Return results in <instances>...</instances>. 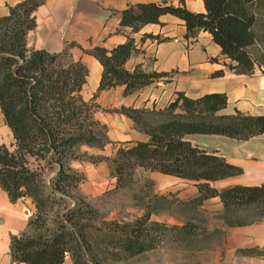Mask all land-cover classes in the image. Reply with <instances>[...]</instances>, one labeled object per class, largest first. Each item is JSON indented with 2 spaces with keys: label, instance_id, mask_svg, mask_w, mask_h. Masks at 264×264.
Instances as JSON below:
<instances>
[{
  "label": "trees",
  "instance_id": "obj_1",
  "mask_svg": "<svg viewBox=\"0 0 264 264\" xmlns=\"http://www.w3.org/2000/svg\"><path fill=\"white\" fill-rule=\"evenodd\" d=\"M255 1L204 0L206 11L189 9L185 0L137 2L121 10L120 24L137 31L146 23L160 22L162 14L172 13L185 20L188 37L196 36L200 29L209 30L223 51L236 61L231 67L251 72L254 59L247 47L256 41ZM44 2L21 0L0 15V105L16 138L13 149L0 144V185L11 199L31 196L37 207L27 229L12 235L13 257L25 264H65L66 255L71 254L76 264H87L85 255L89 250H104L124 258L157 246L160 232L189 229L187 225L152 220V211L148 210L134 220L107 222V229L99 238L89 227L96 230L101 227L82 220L96 210L66 201L84 179V174L70 164L72 158L82 154L76 151L77 146L83 143L103 146L111 140L107 126L94 117L98 104L93 98H84L81 92L89 74L87 64L70 57L67 49L51 52L28 45V32L37 24L34 11ZM136 50L132 36L112 48L104 45L85 48L103 65L98 90L124 84L125 93H129L167 73L146 71L141 66L127 69L125 63ZM227 103L225 92L191 97L177 91L164 109L123 105L119 110L132 117L150 138L116 143V152L109 159L111 173L117 179L116 188L133 182L136 168L141 165L198 180L199 194L193 199L197 203L220 195L228 212L255 204L264 214V183L234 184L222 189L211 186L210 180L236 174L242 168L185 137L187 133L199 132L246 139L264 133V114L239 110L217 114ZM160 115L162 119L149 120ZM47 164L55 165L52 177L46 175ZM56 206L62 209H58L50 225L47 214ZM248 221L234 217L230 223ZM244 250L264 254L257 247Z\"/></svg>",
  "mask_w": 264,
  "mask_h": 264
},
{
  "label": "crops",
  "instance_id": "obj_2",
  "mask_svg": "<svg viewBox=\"0 0 264 264\" xmlns=\"http://www.w3.org/2000/svg\"><path fill=\"white\" fill-rule=\"evenodd\" d=\"M19 1L0 0V15L7 13L9 6ZM145 1L161 0H45L34 11L37 24L28 32V45L51 52L67 49L70 57L82 59L87 64L89 74L81 92L84 98H93L98 104L94 117L107 126L106 133L111 140L103 146L86 143L77 146L79 152L100 157L97 160L79 157L70 160V164L85 175L72 191L85 198L96 197L116 187L117 179L111 173L109 159L116 152L117 142L147 141L150 138L149 133L137 127L132 117L119 110L123 105L160 110L170 103L177 91L191 97L208 92H225L228 103L217 114H233L238 110L253 115L264 114V57L250 52L251 45L256 41L247 47L254 59V69L251 72L237 71L231 67L236 61L223 51L209 30L200 29L196 36L188 37L185 20L177 15L162 14L160 22L146 23L137 31L120 24L123 8ZM171 1L178 3L180 0ZM185 5L193 11H206L204 0H185ZM255 5L258 7L254 28L264 39V1L256 0ZM129 36L134 37L137 50L126 61L127 69L141 66L146 71L167 73L129 93H125L124 84L98 90L103 65L85 48L94 45L112 48ZM255 49L257 53L264 54ZM218 70H223V73H216ZM185 137L242 168L236 174L210 180L211 186L222 189L234 184L264 183V133L246 139L199 132L187 133ZM15 141L13 129L0 105V144L5 143L13 149ZM137 175L152 181L155 194L174 200L175 210H163L159 217H154L152 212V220L183 225L189 220L182 209L187 204H198L200 210L211 214L212 222L218 219L214 217L229 213L220 195L210 196L202 203L193 200L199 194L198 180L141 165L136 168L135 178ZM36 209L31 196L13 200L0 185V264H25L13 257L11 240L12 235L22 234L27 229ZM196 217L192 219L196 220ZM223 221L229 235L226 259L231 262L239 253V264H264V255L244 250L264 247V219L229 225ZM65 264H76L71 254L66 255Z\"/></svg>",
  "mask_w": 264,
  "mask_h": 264
},
{
  "label": "rangeland",
  "instance_id": "obj_3",
  "mask_svg": "<svg viewBox=\"0 0 264 264\" xmlns=\"http://www.w3.org/2000/svg\"><path fill=\"white\" fill-rule=\"evenodd\" d=\"M256 36L258 39L255 44L251 45L250 52L263 58L264 54L257 53L255 48L259 49L258 52L264 53V39L257 33ZM162 117L161 115L152 116L149 120L155 122ZM99 129L102 130V127ZM80 153H82L79 156L81 159L97 160L95 155L90 156V154H85L82 151ZM33 164H37V161L34 160ZM54 169L55 165L47 164L46 175L52 177L55 174ZM70 193L66 201L71 205L82 203L96 210L94 215L82 220L101 227L100 230L89 227V231L94 230V235L99 238L104 235L107 222L134 220L135 217L143 215L148 210L154 212V217H159L163 210L176 209L172 204L174 200L155 194L152 182L143 175H137L133 182L124 187L107 189L96 197L85 198L75 191ZM58 209L61 210L62 206L49 209L48 224L53 225V219L56 217ZM182 209L189 218L183 225H187L189 229L183 232L179 231V233L173 230L160 232L157 234V246L124 258H118L104 250H89L88 254L85 255L87 264H239V253H236L237 256L231 262L225 257L229 235L228 231L224 229L223 219L228 225L231 224V219L234 217H237V220L249 221L264 219V214L255 204L223 213L219 217H214L218 219L213 222L211 221V214H206L205 210H200L198 204H187L182 206ZM193 217H196V220L195 218L193 220ZM259 249L264 252V247Z\"/></svg>",
  "mask_w": 264,
  "mask_h": 264
},
{
  "label": "built area",
  "instance_id": "obj_4",
  "mask_svg": "<svg viewBox=\"0 0 264 264\" xmlns=\"http://www.w3.org/2000/svg\"><path fill=\"white\" fill-rule=\"evenodd\" d=\"M176 40H179L178 38H176Z\"/></svg>",
  "mask_w": 264,
  "mask_h": 264
}]
</instances>
